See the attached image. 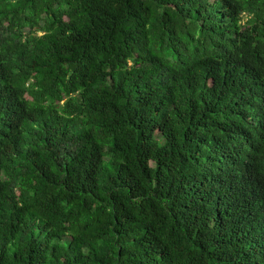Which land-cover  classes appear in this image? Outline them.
<instances>
[{
	"label": "trees",
	"instance_id": "1",
	"mask_svg": "<svg viewBox=\"0 0 264 264\" xmlns=\"http://www.w3.org/2000/svg\"><path fill=\"white\" fill-rule=\"evenodd\" d=\"M0 264H264V0H0Z\"/></svg>",
	"mask_w": 264,
	"mask_h": 264
}]
</instances>
